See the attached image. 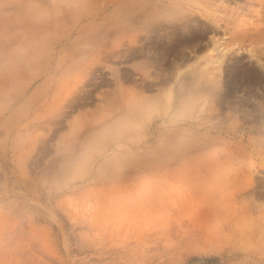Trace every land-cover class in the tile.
Wrapping results in <instances>:
<instances>
[{"label": "rangeland", "instance_id": "374dc122", "mask_svg": "<svg viewBox=\"0 0 264 264\" xmlns=\"http://www.w3.org/2000/svg\"><path fill=\"white\" fill-rule=\"evenodd\" d=\"M173 1L0 0V264H234L240 243L264 249V221L249 225L253 238L237 225L264 212L254 193L264 190V153H253L264 145L200 133V124L260 122L220 104L214 91L168 108L157 98L118 125L104 118L117 74L138 89L139 64L159 73L133 55L132 35L139 45L156 28L150 22L185 15L205 31L198 54L215 34L226 42L241 35L225 44L232 50L222 79L242 65L263 78L238 83L228 99L264 104V0H176L177 11ZM155 30L151 36L170 27ZM184 52L194 64L193 48ZM158 86L145 95L158 96ZM234 146L245 154L231 160Z\"/></svg>", "mask_w": 264, "mask_h": 264}, {"label": "bare ground", "instance_id": "6f19581e", "mask_svg": "<svg viewBox=\"0 0 264 264\" xmlns=\"http://www.w3.org/2000/svg\"><path fill=\"white\" fill-rule=\"evenodd\" d=\"M178 2L174 0L170 5V7L173 8L175 11L180 9L179 8L180 3ZM184 18L189 19L188 15H185ZM184 18L173 17L171 19H161V20H156L154 22H150L153 21L152 19H150L149 21L150 24L156 22L155 23L156 25L154 26L156 28L152 29L151 31L152 33L156 32L155 29L157 28L166 31L170 27V31H168L165 34L156 33L153 36H151L152 34L150 32L146 41L141 40L139 45H136V42L140 41L138 40V35H132V37L130 38L131 41L130 48L133 55L140 54L142 56H145L146 59L142 62V64L148 66H154L159 70V73H155V76L152 77L151 72H149L148 69L146 70L142 69L141 64H139L137 68L139 69L141 68L140 73L142 75L141 83L137 82L136 84L139 90L132 87L131 88L125 87V85L123 84L124 81L120 77V74H117L118 76V78L116 76L117 90L113 94L111 93V95L105 100L106 103L104 107L107 111V114L105 115L104 118L105 119L109 118L112 120V121L110 120L111 122L118 125L122 123L123 119H125L126 117H131L135 119L142 117L145 113L152 110V108L155 106L156 102L158 101L157 98L159 100H163L162 99L163 97L164 98L163 103H165L168 108L172 104L173 99H176L180 103H182L188 99L189 95H195V96L200 95V97H204L206 93H212L214 91L220 97V104L227 102L228 103L227 106L229 108H234L236 111L239 110L240 112L242 111V113L240 114L244 116V119L250 120L252 122H260V124H248V125L239 124V126L236 128L225 130V128H222L220 126V123H214L212 121L213 122L212 124L210 123L203 124V126H201L200 124V131H201L200 133L203 132L204 135H210V138L212 140L213 139L215 140V138H212L211 134L218 136H229L228 134H231L232 136L229 137L240 135L241 138H244L243 141H246L249 145L252 146H255L257 144L264 145V104H260L259 102V105H257L256 107L250 108V107H243L246 105L247 100H242L241 103L238 104L236 101L233 100L229 101L228 99L231 98L232 94L235 95V93L237 92L236 88L238 87V83L254 84L256 82H261L263 78L262 73L258 71L253 72L254 70H250L246 66L242 65V67L235 69L234 75L232 76L231 79L232 81L229 79L226 82V79L224 80L222 79V71L219 69L222 67L223 62L225 61V58L228 57V53L231 49L229 48L228 50H224L226 46L225 44H228L227 46H229L236 43H240L241 35L238 34L234 37V39H230V41L226 42V39L228 38L227 36H223L220 38V37H216L215 34L214 36L211 37L208 43L206 44L204 43L201 46L200 54H198L197 51L195 50V47H198L199 44L202 42L201 40L203 39L205 31L202 32L200 31L199 28H197L199 24L192 25L190 24V22L187 23L182 21ZM193 20L196 21V19ZM188 46H191L194 52L196 53L197 59L193 62L194 64H190V62L189 63L187 62L189 56H186L184 52V48ZM248 52L252 53V50L249 49ZM261 54H263V50ZM92 58L94 57L92 56ZM96 58L97 57H95L94 60ZM240 61H241L240 59L237 60L236 64L241 65L239 63ZM94 63L95 62L91 61L90 63L85 64L84 69L89 71V69L92 68V65ZM184 67L191 69L186 70V68ZM89 74L91 75L90 72ZM172 80H174L173 82L174 84H170V86H168L167 84L171 83ZM153 84L159 85L158 91L160 94L158 96H155V98H151L150 96L145 95L147 89ZM205 100L206 98L203 100V102ZM142 104L146 112H144L142 108H140L142 107ZM227 116L228 115H225V118ZM167 119L168 118H165L164 120ZM254 133H256L257 136L251 138L250 135ZM200 136L202 135L200 134ZM210 138L209 136L207 138L206 137L202 138V143L206 144L207 146L212 141ZM238 153L244 155L245 154L244 148L236 147V146L230 148L229 157L231 158V160L235 159L234 157ZM253 153L255 155L262 156L264 153V149L254 148ZM260 186H262V184H260ZM234 188L236 189L237 194L238 192H241L238 186L237 188L236 187ZM257 188L258 187L254 189L255 191L253 189L252 190L254 191L255 196L261 199L262 197H264V190L262 188L261 190ZM205 192L208 191L206 190ZM232 192H234L233 189L231 191V195L229 193L231 197H232ZM227 193L228 192H226V194ZM206 208L207 207L204 206V209ZM252 208H253V212L259 213V211L261 210L260 209L261 206L257 204H254ZM262 221H264L263 211L257 214L256 217L251 218V220L248 219V222L250 223H247V221L245 223H237V225L239 224V226H242L241 234L245 235L244 239L248 236L252 237L256 233L255 230H253L254 228L251 229L249 228L250 227L249 225H254L260 222L262 223ZM259 228L262 229L264 227H259ZM244 243L243 244L240 243V245L236 247L237 249L233 250V253L231 254L233 260H239V261L242 260L240 262H235L234 264H264V257L262 256V254H264V249L261 247L257 249L256 248L252 249L251 247H249L250 245L248 246L247 244L245 245ZM255 251H258L260 254L259 255L260 261L258 260L259 262L258 261L255 262V260L254 262H252L253 259L252 257Z\"/></svg>", "mask_w": 264, "mask_h": 264}]
</instances>
